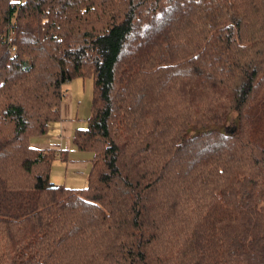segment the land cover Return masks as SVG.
I'll return each instance as SVG.
<instances>
[{"label": "trees", "instance_id": "16d2710c", "mask_svg": "<svg viewBox=\"0 0 264 264\" xmlns=\"http://www.w3.org/2000/svg\"><path fill=\"white\" fill-rule=\"evenodd\" d=\"M88 76L70 188L32 138ZM0 264H264V0H0Z\"/></svg>", "mask_w": 264, "mask_h": 264}, {"label": "rangeland", "instance_id": "374dc122", "mask_svg": "<svg viewBox=\"0 0 264 264\" xmlns=\"http://www.w3.org/2000/svg\"><path fill=\"white\" fill-rule=\"evenodd\" d=\"M12 50H14L12 48ZM64 100L65 96H71L74 92L72 114L73 120L64 122V139L62 145L68 153V161L56 158L51 163V181L57 185H63L70 188L85 187L88 183V175L90 171L91 152L81 151L74 143V133L76 128H83L88 125L89 118L92 115V101L94 95V79L90 76L85 78H76L63 85ZM62 99V100H63ZM66 102V101H65ZM237 114H231L229 121L224 126L225 129L231 130L236 125ZM61 119V118H60ZM59 121L50 125L49 133L60 135ZM193 134L197 131H191ZM70 159V160H69Z\"/></svg>", "mask_w": 264, "mask_h": 264}, {"label": "crops", "instance_id": "0c3cea01", "mask_svg": "<svg viewBox=\"0 0 264 264\" xmlns=\"http://www.w3.org/2000/svg\"><path fill=\"white\" fill-rule=\"evenodd\" d=\"M11 1H18V0H11ZM70 95L71 96H68V97L65 96V100L63 99L60 104L61 119L59 120L60 123H58L60 135H55V134H51L47 132L46 134L35 136L32 138V145L34 147L39 148V149H51L52 148L56 150H65L64 145H62V140H61L62 138L64 139V135H63L64 133H61L62 130H64L63 125L66 120L71 121L74 119V116L72 114V109H73L72 102L74 101V98L72 96H75L74 92H71ZM64 161H68V153H67V159Z\"/></svg>", "mask_w": 264, "mask_h": 264}]
</instances>
